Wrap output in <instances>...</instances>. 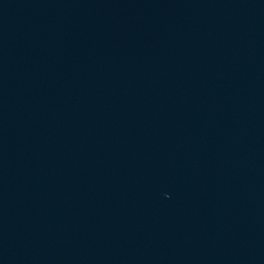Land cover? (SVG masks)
<instances>
[{
	"label": "water",
	"instance_id": "obj_1",
	"mask_svg": "<svg viewBox=\"0 0 264 264\" xmlns=\"http://www.w3.org/2000/svg\"><path fill=\"white\" fill-rule=\"evenodd\" d=\"M0 264H264V0H0Z\"/></svg>",
	"mask_w": 264,
	"mask_h": 264
}]
</instances>
